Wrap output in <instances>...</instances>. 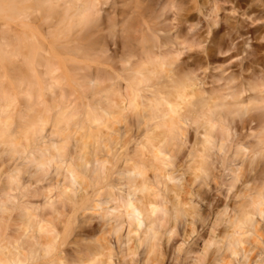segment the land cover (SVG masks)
<instances>
[{
  "label": "clouds",
  "instance_id": "clouds-1",
  "mask_svg": "<svg viewBox=\"0 0 264 264\" xmlns=\"http://www.w3.org/2000/svg\"><path fill=\"white\" fill-rule=\"evenodd\" d=\"M0 264H264V0H0Z\"/></svg>",
  "mask_w": 264,
  "mask_h": 264
}]
</instances>
